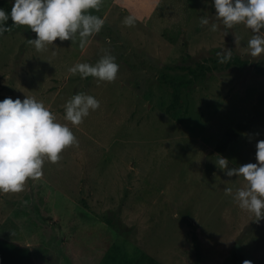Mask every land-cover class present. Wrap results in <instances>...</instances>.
Instances as JSON below:
<instances>
[{
  "label": "rangeland",
  "instance_id": "rangeland-1",
  "mask_svg": "<svg viewBox=\"0 0 264 264\" xmlns=\"http://www.w3.org/2000/svg\"><path fill=\"white\" fill-rule=\"evenodd\" d=\"M212 4L166 0L129 27L121 7L103 0L89 11L105 24L83 48L77 34L38 52L27 43L36 38L27 26L0 35V101L34 97L79 142L58 163L45 159L42 179H28L22 192L0 193L2 227L45 242L60 264H100L114 242L163 264H193V233L200 264H264V219L255 222L225 195L244 181L215 164L219 156L229 168L256 163L264 76L255 66L264 65V54L252 57L251 30L225 29ZM229 49L231 59L220 63L216 53ZM106 54L119 65L114 82L68 71ZM79 92L100 106L74 126L64 105ZM174 92L180 103L171 106Z\"/></svg>",
  "mask_w": 264,
  "mask_h": 264
},
{
  "label": "clouds",
  "instance_id": "clouds-1",
  "mask_svg": "<svg viewBox=\"0 0 264 264\" xmlns=\"http://www.w3.org/2000/svg\"><path fill=\"white\" fill-rule=\"evenodd\" d=\"M103 0H14L10 14L0 9V34L10 31L6 26L9 17L15 26H27L35 39L27 43L40 52L57 39L61 42L79 35V46L83 48L88 38L101 31L105 20L90 14L99 11ZM214 18L225 29L243 24L253 36L248 40L252 57L264 54V0H213ZM210 18H201V26L209 24ZM133 26L131 16L123 21ZM219 25L212 23L211 30ZM219 62L231 59V50L216 53ZM73 76L81 79L89 76L97 81L114 82L119 65L111 54L102 56L94 65L77 63L68 69ZM99 101L93 96L79 92L64 105V119L74 126L83 123L90 110L99 108ZM78 140L67 124L56 122L55 115L34 97L4 98L0 101V193H19L24 190L28 179L43 177L45 159L53 164L61 159L60 153L67 147L78 146ZM256 163L239 167H228V159L219 156L216 166L228 177H241L244 186L234 194L232 188H225L226 196H233L234 203L255 217L259 223L264 219V140L256 143ZM243 264H252L245 260Z\"/></svg>",
  "mask_w": 264,
  "mask_h": 264
},
{
  "label": "trees",
  "instance_id": "trees-1",
  "mask_svg": "<svg viewBox=\"0 0 264 264\" xmlns=\"http://www.w3.org/2000/svg\"><path fill=\"white\" fill-rule=\"evenodd\" d=\"M13 2L0 0V8L10 14ZM8 28H12V20L6 22ZM8 32V31H7ZM6 33V32H4ZM3 33V34H4ZM2 35V34H0ZM175 66V65H174ZM170 65L169 67H174ZM178 67V65H176ZM255 71L264 76V65L256 64ZM174 87V86H173ZM177 87H174L176 91ZM260 101L264 103V93L260 96ZM180 103V95L177 92L173 94L171 106ZM170 106H168L169 108ZM28 208L34 210L30 204H25ZM195 242L196 258L193 264H200L199 246L196 235L193 233ZM61 255L59 252L51 249L43 242H25L23 240H11L0 237V264H60ZM100 264H163L157 261L147 252L136 249L128 251L122 244L112 243L101 258Z\"/></svg>",
  "mask_w": 264,
  "mask_h": 264
},
{
  "label": "crops",
  "instance_id": "crops-1",
  "mask_svg": "<svg viewBox=\"0 0 264 264\" xmlns=\"http://www.w3.org/2000/svg\"><path fill=\"white\" fill-rule=\"evenodd\" d=\"M116 5L120 6L121 9L128 15L138 21H148L159 6L165 3L166 0H112ZM0 237H4L11 240H23L21 237L12 229H6L0 224ZM27 242V241H25ZM32 242H43V241H32ZM30 243V242H28ZM45 243V242H43Z\"/></svg>",
  "mask_w": 264,
  "mask_h": 264
}]
</instances>
